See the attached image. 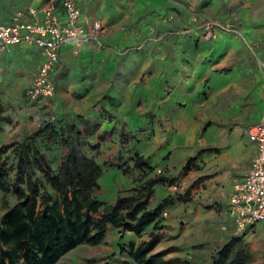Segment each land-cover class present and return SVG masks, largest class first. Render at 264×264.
Wrapping results in <instances>:
<instances>
[{
	"label": "rangeland",
	"instance_id": "obj_1",
	"mask_svg": "<svg viewBox=\"0 0 264 264\" xmlns=\"http://www.w3.org/2000/svg\"><path fill=\"white\" fill-rule=\"evenodd\" d=\"M60 0H0V20H5L4 12L8 8L14 10H23L26 8L43 9L51 4L59 5ZM15 5V6H14ZM150 6V5H149ZM87 7V6H85ZM171 7L165 0L162 2H153L149 11L153 12L149 15L142 14L141 9L144 7L134 4L128 0L125 3L114 4L113 11L110 15H107L105 19L102 17L97 18L103 21L108 26L118 24L121 28L132 29L139 26L145 27L150 25L156 29L157 18L161 16H168L172 13ZM82 9V8H81ZM83 14H81L82 16ZM150 17L146 19L145 17ZM145 18L146 20H144ZM136 21H133L135 20ZM140 19V20H137ZM169 24V23H168ZM183 27V26H181ZM140 28V27H139ZM162 28L168 29L166 26ZM156 35V33H155ZM185 40V36L183 37ZM164 39V38H163ZM172 40V38H165L164 43L160 46H164L165 42ZM104 44L110 46L113 51L109 49H103L101 52H97L95 60L99 61L94 67L92 66L91 58L72 57L69 59L70 66V83L75 86L73 91H68V85L66 87V93L70 94L69 102L67 101L65 108H70L66 112L63 110V106L66 102L59 99L57 96L56 107L53 105H43L30 102L24 96V86L17 83L7 85L5 80L6 75L11 74V67L14 65L17 67V63H14L11 57H0V149L1 161L5 159L7 167H13L10 171L9 180L12 182L15 177V158L14 148L17 144H13L14 141H18L27 135L32 134L38 128H40L41 120L48 118L55 114L56 118H65L66 114L68 118L75 115L86 114L92 110L95 106H92L96 99V95L81 97L79 94H83L84 89L89 85L90 91L95 89L98 81H105L100 92V102L98 105H103L100 110L102 115L108 111L115 109L114 103L119 99L122 101V105L119 109L113 110L119 117L118 125L125 124V127L119 129L107 128L100 129V136H92L89 141L90 144H98V147H89V155L96 154L97 162L102 165L103 173L98 179L99 188L95 191V196L103 201L114 203L118 195L124 194L125 189L131 187L132 176L123 172L117 166H108L105 164L107 160L118 161V154L120 150V144H123L125 150L123 156L127 157L133 152L138 151L144 154L146 157L151 156L152 164L160 163L164 167H168L171 174L178 175L180 170L185 164H187L190 156H195L198 149L197 146H193L187 140V133L178 134L177 137L171 133L172 137L176 138L173 141H177L179 147L168 146L169 141H165L159 147L153 146L150 140V129L160 131L163 133V128H167L165 124V110L169 107L180 102L183 105L177 107L176 116L178 120H181L185 126H192L196 123H200L199 116L191 110L192 102L196 100L198 96H204V90L209 92V86L211 89L215 87L213 80L215 73L211 71V82L209 84H202L200 87V93L192 91L197 76L203 72V64H199L196 70H192L191 66L183 59L189 56V51H182L183 48L174 46L176 48L173 51H169L167 60H154L149 61L148 65L145 63V54L147 51H153L154 43L152 47L146 48L147 38L145 36L131 37L130 33L125 32L118 36L111 35L109 37L102 38ZM149 42V41H148ZM150 43H148L149 45ZM171 44V43H170ZM207 46V43L201 42ZM138 45H141L140 52L134 50ZM178 47V48H177ZM137 51V53H136ZM179 51V52H178ZM103 52V53H102ZM105 52V53H104ZM113 52V53H110ZM164 52L161 50L160 53ZM152 53L147 56L151 57ZM155 55V54H153ZM164 55L159 54V56ZM135 56L137 59L134 60ZM146 56V57H147ZM148 57V58H149ZM210 56H206L209 58ZM77 60L79 63L76 65ZM71 62V63H70ZM86 62L85 65L83 63ZM152 62V63H151ZM263 67V64H261ZM23 67V64L20 65ZM3 67V68H2ZM9 67V68H8ZM223 76V75H222ZM33 77V74H32ZM80 79V80H77ZM135 79V81H134ZM86 83V85L82 84ZM91 86L90 84H94ZM64 87V88H65ZM90 96V97H89ZM110 96V99L107 97ZM117 98V99H116ZM102 99V101H101ZM59 105V108H58ZM69 105V106H67ZM108 107V108H107ZM58 108V109H57ZM60 110V111H59ZM64 111V112H63ZM89 111V112H88ZM63 113L65 115H63ZM72 114V115H71ZM96 117V114H95ZM54 121V119H53ZM163 124L164 126H161ZM206 131L203 132L204 139H210L213 129L212 125L208 124ZM139 131V140L137 138L124 139L121 137V132ZM104 138H101V137ZM168 139L170 137L168 136ZM197 139L195 143L197 144ZM189 143V144H186ZM157 145V144H155ZM176 144H174L175 146ZM195 147V148H194ZM151 148V149H150ZM195 150V151H194ZM123 153V151H121ZM56 156L59 162L60 152H56ZM196 158V157H195ZM198 158V157H197ZM176 184L180 183V179L184 175L178 176ZM184 188L181 191H185ZM169 192H173L166 184H157L155 186L154 195L150 200L149 207H155L161 199ZM16 202L13 194L5 193L0 189V218L6 211L7 207L13 205ZM170 228L163 227L161 229H148L140 236H136L132 233L124 232L119 234L118 230L109 228L106 232L104 240L95 245L81 244L73 250L67 252L61 259V262H67L71 264H102L104 261H110L111 264H136L128 255V244L134 243V246H138L142 242L150 240L151 234H159L161 241L171 242L172 248L162 250L164 243L158 244L149 252V254L160 255V259L165 262L164 264H193L185 258L188 257L189 251L194 250L195 254L200 255L195 264H207L211 262V256L217 252L214 245L189 247L187 249H181L170 240V236L173 233L169 231ZM247 242L254 254V259L248 264H264V223L259 222L255 226V231L249 233L248 236L243 237ZM175 245V246H174ZM160 248V252L158 251ZM220 248V247H219ZM157 250V251H156ZM213 251V252H212ZM191 256V255H190ZM174 258L175 261L168 262L167 259Z\"/></svg>",
	"mask_w": 264,
	"mask_h": 264
},
{
	"label": "crops",
	"instance_id": "obj_2",
	"mask_svg": "<svg viewBox=\"0 0 264 264\" xmlns=\"http://www.w3.org/2000/svg\"><path fill=\"white\" fill-rule=\"evenodd\" d=\"M155 1L162 2V0H131L132 3L144 7L141 9L143 15L154 12L149 9ZM165 1L173 5L172 13L157 18L161 24H158L156 29L151 25L144 27L141 23L138 29L126 30L116 24L110 25L104 36H118L125 32L127 34L129 32L131 37L145 36L146 48L152 47V43L155 45L153 51L150 49L146 52L147 62L144 66L148 65V60H167L169 51H173L175 46L180 44L182 51L190 52L189 56L183 59L192 70H196L199 64L204 66L202 74L195 80L192 91L200 93L201 85L211 82V71L215 73L213 80L215 87L211 89L209 86V92L204 90V96H198L192 102L191 110L199 116L200 123L185 126L181 120L176 119V113L173 112H176L178 104L183 105L178 102L177 106L173 105L165 110L167 128L161 124L164 126L163 133L150 129L149 135L153 146L159 147L165 141H169L168 146L179 147L175 137L186 132L188 142L198 149L192 169L180 179L187 188L190 187L188 197L186 200H176L165 209L167 216L162 219L161 224L164 228H170L169 231L173 233L170 240L178 247L182 246L181 249L208 244L214 245L217 249L233 237V226L227 213L229 195L233 185L248 173L258 151L256 143L250 140L247 129L259 121L264 110V0H177L174 4ZM76 2L85 15L105 19L113 11L114 4L125 3V0H76ZM194 14L201 20L211 19L231 24L240 33L218 31L217 38L208 42L207 46L200 44L205 41L196 34L178 35L179 28L184 26ZM37 15L41 17L42 13L38 11ZM145 18L150 19L149 16ZM145 18L143 19L146 20ZM165 24L168 29L162 28ZM169 37L172 40L167 39L165 45L160 46L164 43V39ZM83 49V57L94 61L97 52L93 51L91 44ZM161 50L164 52L160 53ZM61 53L55 75L57 79V75L61 73L60 78L58 77V98L66 102L63 110L67 112L70 108L65 107L67 101L69 102L67 95L70 94L66 93L65 86L69 84L68 91H73L72 88L75 87L69 81L71 80L69 59L73 54L70 46L62 48ZM149 53H152L151 57L147 56ZM163 53L164 55L159 56ZM210 55V58H206ZM2 57H7V60L11 57L18 65L17 67L12 65L11 74L5 76L10 80H5V83L7 85L17 83L24 86L22 91L26 90L32 82V74L42 60L37 48L14 46ZM136 59L137 56L134 60ZM21 64L23 67L20 66ZM95 83L97 86L93 92H96V97L99 99L105 81L103 84L102 81ZM183 106L185 107L186 104ZM208 124L212 125V136L210 139H204L203 132L209 129ZM171 133L175 137H172ZM156 165L157 169L168 168L160 163ZM172 193L169 192L163 198ZM162 243H164L162 250L172 248L169 240L164 242L160 240L158 245ZM200 255L195 254L192 249L188 253L190 259H185L189 262L192 260L190 263L195 264L199 261ZM167 261L173 262L175 259L171 258Z\"/></svg>",
	"mask_w": 264,
	"mask_h": 264
},
{
	"label": "trees",
	"instance_id": "obj_3",
	"mask_svg": "<svg viewBox=\"0 0 264 264\" xmlns=\"http://www.w3.org/2000/svg\"><path fill=\"white\" fill-rule=\"evenodd\" d=\"M13 8L6 9L4 17L9 18ZM65 119L46 118L35 132L14 141L17 145L12 182L9 176L13 167H7L0 157V189L11 192L16 200L0 218V264H71L60 259L78 245L102 242L109 227L121 233L131 231L136 236L148 227H163L164 210L189 195V191L170 194L150 208L155 186L171 184L175 178L156 173L151 156L135 152L125 157L119 152L117 162L105 164L131 175L132 185L114 203L98 199L94 193L103 168L96 154L89 155L88 148L97 147L89 139L96 135L100 124L80 115ZM120 135L124 139L136 137L130 131ZM57 151L60 156L55 164ZM191 162L190 158L182 173L191 169ZM150 237L136 247L132 242L128 244L127 253L136 264L165 263L160 255L149 254L160 235ZM253 259L243 237L233 236L211 256L210 264H248ZM102 264L111 262L106 260Z\"/></svg>",
	"mask_w": 264,
	"mask_h": 264
},
{
	"label": "built area",
	"instance_id": "obj_4",
	"mask_svg": "<svg viewBox=\"0 0 264 264\" xmlns=\"http://www.w3.org/2000/svg\"><path fill=\"white\" fill-rule=\"evenodd\" d=\"M62 4L66 11L64 21L55 16L54 7L50 6L45 19L40 22L22 20V13L18 12L12 23L0 25V50L4 51L18 44L38 45L42 49L44 60L28 90V96L33 100L49 101L55 96L52 70L64 45L72 44L78 49L88 40L97 41L98 38L99 24H82L73 0H62ZM211 36V32L207 30L206 38ZM249 135L257 144L258 153L247 175L234 184L229 198V216L236 235L259 222L264 223V111L261 120L251 128Z\"/></svg>",
	"mask_w": 264,
	"mask_h": 264
},
{
	"label": "clouds",
	"instance_id": "obj_5",
	"mask_svg": "<svg viewBox=\"0 0 264 264\" xmlns=\"http://www.w3.org/2000/svg\"><path fill=\"white\" fill-rule=\"evenodd\" d=\"M74 1V3H75V5H76V7H77V9L79 10V20H80V22L82 23V24H84V25H86V26H88V25H90V24H95V23H97V24H99V32H98V38H97V41L96 40H94V39H91V40H88L86 43H84L81 47H79L78 49H76L72 44H67V45H64L62 48H64V47H66V46H70V49H71V52H72V54L73 55H71V58L72 57H77V59H80L81 57V53L83 52V48L86 46V45H88V44H91V46L93 47V51L94 52H100L101 50H103V49H109L110 51H112V48L110 47V46H108V45H106V44H104V42H103V40H102V38L103 37H105L104 36V34H105V32H107V28L109 27L107 24H105L103 21H101V20H98L97 18H92V17H90L89 15H85L84 13H83V11H82V9H81V7L78 5V3L76 2V0H73ZM169 2H172V4H174V3H176L177 2V0H168ZM50 6H53L54 7V12H55V16L59 19V20H61V21H64L65 19H66V11H65V8H64V6H63V4H62V0H60V2H59V5H56V4H51V5H49V6H46L45 8H43V9H35V8H32V7H30V8H26V9H23V10H13L12 11V13H11V15H10V17L9 18H5V20H0V25H5V24H10V23H12L13 22V19L15 18V16H16V14L18 13V12H20V13H22V16H21V19L22 20H26V21H38V22H40V21H42L43 19H45V17H46V11L48 10V8L50 7ZM38 11H40L41 13H42V15H41V17H39L38 15H37V12ZM81 14H83L82 16H81ZM161 17H164V16H161ZM162 18H160V20H161ZM158 24H161L160 22H157V25ZM165 27H166V24H165ZM169 28V27H168ZM207 30H209L210 32H211V34H212V36L211 37H208V38H206V32H207ZM221 30H223V31H228V32H239L240 33V31L237 29V28H235V27H233L231 24H228V23H225V22H220V21H216V20H211V19H203V20H201V19H199L198 17H197V15L196 14H194V15H192L191 17H190V20L183 26V27H180L179 28V30H178V32H177V34L178 35H188V34H196V35H198L203 41H205L206 43H208V42H212V41H214L216 38H217V33H218V31H221ZM161 38V37H160ZM14 46H21V47H23V46H25V47H34V48H37V50H38V54H39V57L41 56V58H42V60H41V63L39 64V66L42 64V62H43V60H44V57H43V55H42V49H41V47L40 46H38V45H26V44H18V45H14ZM14 46H12V47H14ZM12 47H10L9 49H7V50H0V57H2L5 53H7ZM62 48H61V50H60V54H59V59H58V62L56 63V65L54 66V68H53V70H52V79H53V81H54V84H55V88H56V90H55V96L51 99V100H49V101H46V100H41V99H37V100H33V99H31V98H29V96H28V90L30 89V87L32 86V83H33V79H34V77H35V74H36V72H37V70H38V68H39V66H38V68L36 69V71L33 73V77H32V82H31V84L26 88V90L24 91V96H25V98L27 99V100H29L30 102H34V103H37V104H43V105H51V106H55L56 107V99H57V96H58V94H59V83H58V77L60 78V76H61V73L60 74H58L57 75V79H56V75H55V70H56V68H57V66H58V64L60 63V58H61V52H62ZM134 50H138L139 52H140V50H141V45H138V46H136L135 48H134ZM137 52V51H136ZM37 55V54H36ZM210 57H211V55H210ZM209 57V58H210ZM91 62H93L92 63V66L94 67L99 61H97V60H94V61H92L91 60ZM79 63V60H77V62H76V65ZM86 63L84 62L83 63V65H85ZM64 74V73H63ZM77 80H80V79H77ZM82 84H84V85H86V83H82ZM91 86H95V83L94 84H90ZM97 86V85H96ZM96 86H95V88H96ZM263 87H264V81H263ZM88 94L90 95V96H94V95H96V92H93V90L92 91H90V89H89V85L84 89V92H83V94H79L78 96H83V97H86V96H88ZM89 96V97H90ZM99 96H100V93H99ZM109 99H110V96H107ZM117 99V98H116ZM93 101H95L94 103H93V105L92 106H95L94 108H92V110L88 113V115H86V114H80V116L82 117V118H84V119H86V120H90V121H97V122H99V124H100V127H99V130L97 131V133H96V135H97V137H99L100 136V133H99V131H100V129H107V128H113V129H119V128H123V127H125V124H121V125H118V122H119V117L116 115V113L115 112H113V110H116V109H119V107H120V105H122V101H120L119 99H117V101H119V103L117 104V105H115V103H114V106H115V109H113V110H110V111H108L107 109H103V111L104 112H106V114L105 115H102L101 113H100V110L103 108V105H98L99 104V102H100V98L99 99H97V97H96V99L95 100H93ZM101 101H102V99H101ZM58 108H59V105H58ZM57 108V109H58ZM108 108V107H107ZM60 111V110H59ZM264 111V110H263ZM263 111H262V114H263ZM64 112V111H63ZM95 114H96V117H95ZM262 114H261V117H262ZM63 115H65L64 113H63ZM72 115V114H71ZM78 115V114H77ZM70 116V115H69ZM69 116H67V114H66V119L65 120H70V119H72L73 117H71V118H68ZM261 117H260V119H259V121L261 120ZM48 118H50V120H52L53 121V119L55 120V119H58V118H56L55 117V114L54 115H52V116H49ZM45 119L46 118H44V119H42L41 120V124L40 125H42L43 124V122L45 121ZM259 121L256 123V124H254V125H252L251 127H249L248 129H247V134H248V136H249V138H250V135H249V132H250V130H251V128L253 127V126H255V125H257L258 123H259ZM41 127V126H40ZM79 128H82V124L81 125H79ZM107 132H109V130L107 129L106 130ZM130 132H132L133 134H135V138H137V140H139L140 138H139V134H140V132L137 130V131H132V130H129ZM122 132H125V131H122ZM121 132V133H122ZM95 135V136H96ZM101 138H104L103 136L101 137ZM251 140V139H250ZM252 141V140H251ZM252 142H254V141H252ZM255 143V142H254ZM97 145V147H98V144H96ZM257 145V144H256ZM257 149H258V146H257ZM121 151H123V155L124 154H126V153H124V149H123V144H120V150L118 151V152H121ZM135 152H138V151H135ZM135 152H133V153H135ZM122 153V152H121ZM132 153V154H133ZM139 154H141V155H144V154H142V153H140V152H138ZM257 153H258V151H257ZM257 155V154H256ZM145 156V155H144ZM256 157V156H255ZM254 157V158H255ZM192 159V162H191V169H192V167H193V163H194V159H195V157L194 156H190L189 158H188V161H187V164H188V162H189V159ZM254 160V159H253ZM107 161H112V160H107ZM114 162V161H113ZM253 162V161H252ZM187 164H185L184 166H183V168L180 170V172H179V174L180 175H185L187 172H185V173H182V170L184 169V167L187 165ZM156 165V164H155ZM251 165H252V163H251ZM157 166V165H156ZM157 168H158V166H157ZM156 168V173H167L168 175H170L172 178H175V180H174V182L173 183H171V184H166V185H168V187L171 189V190H173V193H172V195H177V194H185L187 191H189L190 189V187L189 188H187L185 185H184V183H182V182H180L179 184H176V180L179 178L178 176H179V174L178 175H173V174H171V172H170V170L168 169V168H161V169H157ZM251 168V167H250ZM190 169V170H191ZM250 170V169H249ZM249 172V171H248ZM247 175V174H246ZM238 182V181H237ZM184 188H186V190L185 191H181V190H183ZM233 189H234V185H233ZM232 192H233V190H232ZM231 192V193H232ZM231 193H230V195H231ZM230 195H229V198H230ZM227 213H228V216H229V202H228V207H227ZM167 216V212L164 210V212L162 213V219L164 218V217H166ZM229 219H230V221H231V223H232V220H231V218H230V216H229ZM232 226H233V236H241V237H244V236H247L249 233H252L254 230H255V226H256V224L255 225H253V226H251L248 230H246L245 232H243L242 234H238V235H236L235 234V229H234V225H233V223H232ZM109 228H112V227H109ZM114 229V228H113ZM148 229H152L151 227H148L146 230H148ZM160 229V228H159ZM116 230V229H115ZM152 230H156V229H152ZM124 232H127V233H132V234H134L133 232H131V231H124ZM124 232H122V233H124ZM121 232H119V234H122ZM135 235V234H134ZM158 244V243H157ZM140 245V244H139ZM221 247V246H220ZM219 248H217V250H218ZM150 255H155V254H150ZM61 262V261H60Z\"/></svg>",
	"mask_w": 264,
	"mask_h": 264
}]
</instances>
